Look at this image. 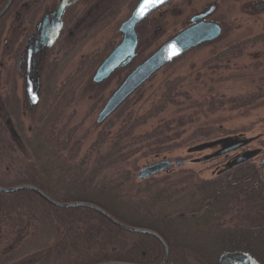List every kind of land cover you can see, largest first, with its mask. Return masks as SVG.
Here are the masks:
<instances>
[{
	"label": "rangeland",
	"instance_id": "rangeland-1",
	"mask_svg": "<svg viewBox=\"0 0 264 264\" xmlns=\"http://www.w3.org/2000/svg\"><path fill=\"white\" fill-rule=\"evenodd\" d=\"M6 1L0 0V9ZM115 1L116 4L108 6ZM137 1L100 0V2L85 3L81 0L77 2L76 7L68 9L60 37L52 48L44 53V60L40 62L39 97L42 100L54 91L61 105L58 121L63 124L62 130L65 128L69 130L68 134L73 139L70 145L77 144V151L70 159L69 165H75V162L84 159L87 161L84 166L90 168L92 160L98 154L96 152L107 155L113 138L119 135L123 137L122 143L125 141L120 149L131 146H136L138 149L126 160L116 162L114 165L110 162V158L107 161L103 160L101 164L108 166L101 165V169L97 171V178L115 183L122 179V173L128 172L131 180L128 179L122 185V193H125L126 197L134 193L136 185L139 186L150 178L168 176L167 181L179 179L185 175H191L192 179L210 178L230 156L249 149H259V152L251 156L250 160L258 167L259 175L264 181V162L261 163L264 156V0H169L149 12L141 24L139 23L136 27L137 54L132 61L114 69L108 78L97 83L92 81L94 70L120 41L122 36L119 30L120 24L128 17ZM12 2L13 0L9 2L8 8L0 16L1 18L5 15L1 23L3 33L0 39V94L5 89L11 88L12 74H14L15 84L13 85L16 86V92L21 97L22 104L26 102L29 105L25 95L23 71L18 73L17 59L13 56L28 26L19 17L16 9L19 8L18 0ZM56 3L57 0L43 1L42 9L29 26V32L34 31L32 29L34 23L47 10H53ZM211 3L214 9L207 18L220 24L219 35L213 40L197 44L171 62L164 64L163 67L161 66L127 97L124 109L115 110L104 120L97 121L98 111L123 77L166 39L190 24L191 15L207 9ZM240 40L246 41L240 53L234 56L228 54L234 42ZM26 44L27 41L23 44L21 51L24 50ZM103 47L106 53L91 71L90 59L84 60V64L79 69L83 56L93 49ZM216 54L220 56L215 57ZM223 54H225L224 57ZM211 57L218 60L210 59ZM170 81L177 83V90H180L175 95L179 105L168 104L146 122L134 127V133L147 131L154 125L156 126L159 121L177 113H191L192 121L180 127L179 130L182 131L179 136H174L164 145H158L157 149L147 145L142 146L139 142L136 145L131 143L126 136L128 135L126 133L128 125H125L124 121L125 118L127 119L126 112L132 111L136 115L147 110ZM47 92L50 93L47 94ZM231 96H252V100L247 103L237 102L235 107L225 104L212 109L213 111L207 110L206 104L216 103L219 98ZM190 102L193 104L192 107H186ZM199 104H201L200 107ZM37 107L34 105L33 107L29 105V108L25 106L26 109L23 107L22 118L25 125L28 123L32 125L31 116L33 117L32 113ZM2 121L5 122L4 119ZM204 131L209 133L208 136L204 137L205 139L199 138L198 134ZM30 134L29 131V136ZM221 136L250 139L244 145L229 151L230 153L226 156L223 154L202 158L203 155L213 152L218 147L217 145L211 148L190 149L191 146L203 140ZM15 154H20L18 149ZM1 159L2 175L0 178H4L5 181L17 179L20 175L15 174L16 168L13 167L9 172L4 171L3 167L10 159L8 157ZM162 159L173 161L179 159L184 163H173L169 169H162L144 178L137 176V171L141 167ZM191 176L181 181L177 180V187L191 180ZM188 189L189 192L192 191V188ZM182 192L183 190L180 191ZM101 195L107 197L110 192L105 191ZM139 196L143 197V194ZM28 206V202H21L18 210H15L16 213L19 211V218L2 217L0 219V261L3 262L2 264H11L29 257V254L47 244L53 237L49 226L46 224L41 227L37 226V219L32 215H35L36 210L32 212L27 208ZM173 207L170 205L167 211ZM127 212L131 217L128 221L130 223L141 222L142 224L149 220L145 213L134 210L131 206L127 207ZM223 219L227 225L237 221L229 215ZM19 229L21 235L18 238ZM129 236L134 237L135 235L129 234ZM192 240L196 239L193 237L188 240L179 238L178 241L187 244ZM195 243L199 244L198 241Z\"/></svg>",
	"mask_w": 264,
	"mask_h": 264
},
{
	"label": "trees",
	"instance_id": "trees-1",
	"mask_svg": "<svg viewBox=\"0 0 264 264\" xmlns=\"http://www.w3.org/2000/svg\"><path fill=\"white\" fill-rule=\"evenodd\" d=\"M43 1L18 0L19 8L16 9L20 19L27 23L28 29L13 53L15 59H18L20 53L24 51L21 50L29 37V26L42 9ZM82 1L100 2V0ZM114 3L117 2L108 6ZM74 7L76 6L73 4L70 8ZM4 16L0 18V39L3 33L1 23ZM244 42L246 41L234 42L228 54L233 56L239 54ZM104 50L105 47L96 48L83 56L79 69L84 64V60L90 59L91 71L94 65L104 57L106 53ZM218 56L220 55H215V57ZM12 75L11 88L5 89L0 94V164L2 157H8L10 160L3 167L4 171L9 172L14 167L15 174L20 176L11 181L0 178L1 186L32 184L57 201L66 203L75 200L89 201L99 205L124 224L156 231L168 247V257L164 264H217L220 253L233 252H245L255 257L260 264H264V181L259 175L258 167L250 160V157L230 166L224 163L210 178L192 179L191 175L169 181L166 180L168 176L150 178L141 185H136L133 195L126 197V194L122 193V185L128 179L131 180L128 172L122 173V179L113 183L110 180L106 182L103 178H97V171L101 169V165H106L101 164L103 160L107 161L110 158L112 165L116 162L120 163L138 148L131 146L120 149L125 141L122 143L123 137L116 135L108 154H100L97 151L98 154L92 160L90 168L84 166L87 162L84 159L75 162V165H69L70 159L77 151V144L70 145L72 136L68 134L67 128L62 130L63 124L58 121L59 113H61L59 98L55 97L54 91L47 92V94L50 93V98L46 96L42 99L43 101L39 97L38 103L34 105L38 107L34 110V114L32 113L33 117L31 116L33 123L25 125L22 111L23 107L29 108V105L26 102L22 104L23 101L21 102V97L16 92V86L13 85L15 75ZM168 83L147 110L136 115L132 111L126 112L127 119L124 120L125 125H128L126 136L131 143L136 145L139 142L142 146L147 145L157 149L158 145H164L174 136H179L182 131L179 130L180 127L192 121L191 113H177L159 121L156 126L147 131L134 133V127L146 122L168 104L179 105L175 97L180 91L177 90V83L173 81ZM126 99L116 110L124 109ZM251 100L252 96L219 98L216 103L206 104V108L213 111L212 109L225 104L235 107L237 102L247 103ZM192 105L190 102L186 107H192ZM198 106L200 107L201 104ZM3 119L5 122L2 121ZM208 134L207 131L200 132L198 137L205 139L204 137ZM221 137L206 139L202 142ZM227 137V140L232 139L231 136ZM222 144L223 141L216 142L214 145H218L219 149ZM16 149L19 150V155H14ZM228 152L225 151L220 155L226 156ZM234 156H230V159ZM0 175H2L1 170ZM190 176L191 180L177 187V180L181 181ZM188 188H192V191L189 192ZM182 190L183 192L180 193ZM105 191L110 192V195L102 196L101 194ZM141 194L143 197L139 196ZM145 195L147 197H144ZM25 201L28 202L29 210H36L35 215H32L37 219V226L41 227L45 224L49 226L53 237L47 244L29 254V257L11 264H101V262L116 260L158 264L164 255L163 244L153 234L127 232L129 230L116 225L88 205H54L28 188L13 191L0 190V219L2 217L19 218V211L16 213L15 210H18L21 202ZM170 205L174 207L167 211ZM128 206L145 213L149 220L142 224L137 222L138 220L135 221L139 224L128 222L131 218L127 212ZM228 215L237 221L225 224L223 218H227ZM18 232L19 238L20 229ZM129 234L135 236L131 237ZM192 237L196 240H192L191 243L185 244L178 241L179 238L188 240ZM196 241L200 245L195 243ZM2 263L0 261V264Z\"/></svg>",
	"mask_w": 264,
	"mask_h": 264
},
{
	"label": "water",
	"instance_id": "water-1",
	"mask_svg": "<svg viewBox=\"0 0 264 264\" xmlns=\"http://www.w3.org/2000/svg\"><path fill=\"white\" fill-rule=\"evenodd\" d=\"M77 0H58L55 9L50 12L44 14L40 21L36 24L37 26V34L36 40L33 42L34 44H27L26 46V54L28 58V65L26 71L24 73L25 77V91L27 95L28 103L35 104L38 101L37 95V82L35 81L33 76L29 75V55L33 51H37L38 49L44 46H51L57 37L60 34V30L63 25L62 16L64 14L67 6L76 2ZM168 0H138L134 8L131 10L130 14L127 18H125L119 27V30L122 33L121 39L117 45H115L112 50L102 59L98 67L96 68L95 73L93 74V80L95 82H100L107 78L113 69H116L118 66H121L129 62L135 55V47L137 44V35L135 31V27L139 21H141L145 16L154 10L156 7L162 5ZM9 2L11 0H7L3 7L0 9V16L6 11L9 6ZM213 6H209L205 11L199 12L191 16V24H188L183 29L176 32L174 35L166 39L163 43H161L154 51H152L147 57H145L142 61L137 63L121 80V82L113 89L111 94L108 96L106 102L102 106V108L98 111L97 121L104 120L111 112H113L123 99L129 96L137 87H139L147 78H149L157 69H159L165 63L171 61L178 55H181L183 52L188 50L189 48L195 46L196 44H200L203 41L211 40L218 36L220 33V26L213 20H207L203 17L207 15L210 11H212ZM29 52V53H28ZM18 62V69H19ZM20 70V69H19ZM228 137L219 138L216 140L205 141L201 143H197L190 147V149H203L205 147H209L214 145L216 142H222L221 148L216 151L210 153L209 155H203L202 158H209L212 155L220 154L227 150L236 149L241 145H244L250 138L238 139L232 137V139H228ZM259 149H249L244 150L240 154H236L230 161L226 162V165L235 164L241 162L252 155L256 154ZM264 162V156L261 159V163ZM183 164V160H157L156 162L147 164L141 167L137 171V176L140 178L147 177L157 171L162 169H169V167L173 164ZM32 189L37 192L42 198L47 200L48 202L58 205V206H87L92 207L97 210L101 215L107 217L110 221L115 223L116 225H120V227L125 228L131 231L138 232H148L153 234L159 238L161 243L164 246V255L162 260L158 264H164L168 257V248L166 242L163 238L151 229L134 226L129 224H124L106 210L101 208L99 205L84 201V200H75L62 202L49 197L44 191H42L38 187H34L32 184H17L12 186H1V191H13L18 189ZM100 264V263H97ZM101 264H141L137 262H129V261H107L101 262ZM217 264H260L255 257L251 256L247 253H220L217 258Z\"/></svg>",
	"mask_w": 264,
	"mask_h": 264
},
{
	"label": "flooded vegetation",
	"instance_id": "flooded-vegetation-1",
	"mask_svg": "<svg viewBox=\"0 0 264 264\" xmlns=\"http://www.w3.org/2000/svg\"><path fill=\"white\" fill-rule=\"evenodd\" d=\"M79 1V0H78ZM77 1V2H78ZM76 2V3H77ZM75 3V4H76ZM74 4V5H75ZM72 5H70L68 8H70ZM67 8V9H68ZM214 9V5H213V8H212V10ZM49 12V10H47L44 14H46V13H48ZM65 13H66V10H65ZM65 13H64V15H63V20H64V18H65ZM210 13V12H209ZM208 13V14H209ZM207 14V15H208ZM207 15H205V17H207ZM208 19V18H207ZM62 20V21H63ZM38 21L39 20H37V22H35L34 23V28H32V29H34V31H32V32H28L29 33V44H34L33 42L36 40V34H37V26H36V24L38 23ZM63 25H64V21H63ZM63 25H62V29L61 30H63ZM61 30H60V34H61ZM59 37H60V35H59ZM58 37V38H59ZM57 38V39H58ZM57 41V40H56ZM55 42V41H54ZM55 44V43H54ZM53 44V45H54ZM52 45V46H53ZM52 46L51 47H46V46H44V47H42V48H40V49H38L37 51H33L34 49L32 48V52L30 51V55H29V75L30 76H33L34 77V79H35V81L37 82V92H39V90H40V73H39V67H40V62H42L43 60H44V58H43V55H44V53L45 52H47V51H49L51 48H52ZM29 53V52H28ZM19 64H21V66H22V70H24V72L26 71V68H27V65H28V58H27V54H24V56H23V62L22 63H19Z\"/></svg>",
	"mask_w": 264,
	"mask_h": 264
}]
</instances>
